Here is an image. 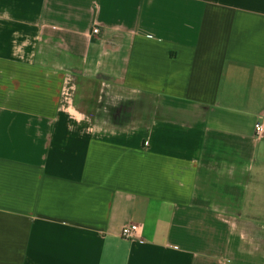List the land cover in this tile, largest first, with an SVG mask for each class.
I'll list each match as a JSON object with an SVG mask.
<instances>
[{
  "label": "crops",
  "instance_id": "obj_1",
  "mask_svg": "<svg viewBox=\"0 0 264 264\" xmlns=\"http://www.w3.org/2000/svg\"><path fill=\"white\" fill-rule=\"evenodd\" d=\"M258 123L264 0H0V264H264Z\"/></svg>",
  "mask_w": 264,
  "mask_h": 264
},
{
  "label": "built area",
  "instance_id": "obj_2",
  "mask_svg": "<svg viewBox=\"0 0 264 264\" xmlns=\"http://www.w3.org/2000/svg\"><path fill=\"white\" fill-rule=\"evenodd\" d=\"M94 34H99V29L98 28H94L93 30ZM256 130H257V135L259 138H263L264 137V126L260 123H258L256 125ZM140 227L138 225H131V226H127L125 228H123L122 230V237L125 239H134L137 237V234L139 232Z\"/></svg>",
  "mask_w": 264,
  "mask_h": 264
}]
</instances>
